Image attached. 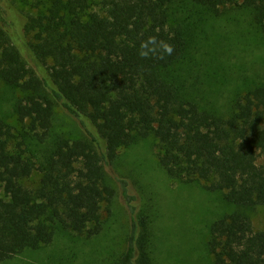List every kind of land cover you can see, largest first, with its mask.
<instances>
[{
  "label": "trees",
  "instance_id": "trees-1",
  "mask_svg": "<svg viewBox=\"0 0 264 264\" xmlns=\"http://www.w3.org/2000/svg\"><path fill=\"white\" fill-rule=\"evenodd\" d=\"M30 7L36 15L15 24L0 4V264L63 236L77 245L99 242L101 212L110 214L115 196L108 170L120 151L145 142L155 145L170 180L220 193L247 212L264 207V84L237 91L227 108L200 105L187 89L198 74L213 89L200 90L206 103L223 98L209 85L213 46L202 45V26L212 21V34L226 12L247 13L264 39V0H50ZM1 87L16 97L13 124L1 112ZM56 107L76 132L55 133L54 141ZM34 172L40 179L30 189L24 182ZM116 180L132 216L116 264H164L162 237L140 235L146 224L134 217L126 181ZM207 235L211 264H264V231H254L241 210L219 216Z\"/></svg>",
  "mask_w": 264,
  "mask_h": 264
},
{
  "label": "rangeland",
  "instance_id": "rangeland-1",
  "mask_svg": "<svg viewBox=\"0 0 264 264\" xmlns=\"http://www.w3.org/2000/svg\"><path fill=\"white\" fill-rule=\"evenodd\" d=\"M49 1L0 0V4L7 7L6 10L16 20L15 24H18L19 19L36 15L38 9L30 5L48 6ZM7 18L9 20L10 17ZM220 18L212 34L208 27L213 22L204 24L199 39L202 45L213 46L212 50L208 49L211 51V64L207 78H212L209 85L213 84L214 89L225 94L213 105L206 103L209 98L200 90L211 92L213 89L204 85V79L198 74V81L194 80L193 86L187 87L194 89L200 105L209 108H227L226 104L237 91L264 84V39L253 27L250 15L229 11ZM21 40L30 41L31 38L25 36ZM15 98L14 93L2 88L1 112L8 117L9 124L15 120L11 114ZM74 132L76 128L71 119L56 107L51 140L57 141L56 134L62 139ZM155 153L156 147L152 142L119 152L114 166L108 170L115 196L110 214L101 212L106 224L99 242L77 245L76 239L63 236L50 246L27 251L4 264H116L126 247L132 217L116 179L126 181L130 205L135 207L134 217L138 223L143 221L146 224L140 235L150 230L153 235L162 237L167 247L160 253V257L165 259L164 264H211L212 258L205 251L207 229L211 222L225 213L241 210L250 217L254 231H264V207L247 212L224 203L220 193H209L196 185L172 181L158 166ZM39 179V173L34 172L24 184L34 189Z\"/></svg>",
  "mask_w": 264,
  "mask_h": 264
}]
</instances>
